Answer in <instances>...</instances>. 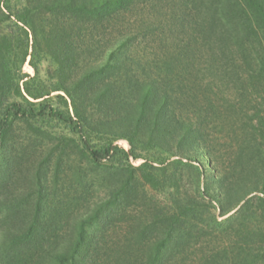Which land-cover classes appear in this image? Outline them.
<instances>
[{
  "label": "trees",
  "instance_id": "obj_1",
  "mask_svg": "<svg viewBox=\"0 0 264 264\" xmlns=\"http://www.w3.org/2000/svg\"><path fill=\"white\" fill-rule=\"evenodd\" d=\"M0 231V264H264V0H0Z\"/></svg>",
  "mask_w": 264,
  "mask_h": 264
},
{
  "label": "rangeland",
  "instance_id": "obj_2",
  "mask_svg": "<svg viewBox=\"0 0 264 264\" xmlns=\"http://www.w3.org/2000/svg\"><path fill=\"white\" fill-rule=\"evenodd\" d=\"M22 69L24 72L28 73V74H33V70L32 68L28 65V63H25L23 66H22ZM57 92H52L51 96L48 98L51 100V102H54L53 104L56 105V106H59L61 107L64 111H66L67 113H71V109L69 108V106L67 107L66 105L62 104V103H59L58 102V99H56L55 97V94ZM68 103V102H67ZM53 124L51 125L52 128L55 130V131H58V132H61L62 130H64V132H68L69 130L67 128H65V124L62 123V122H58V121H54L52 122ZM23 133V129L22 128H18L17 131H16V134H18L19 136H21V134ZM115 144H117L118 146L124 148V149H129V144L128 142L125 140V139H117L115 142ZM50 143L46 142V144L44 145V151H43V154L45 155L46 154V147L49 145ZM31 145L32 144H29L27 145V150L30 151V153L32 152V148H31ZM27 154H28V151H26ZM63 155V154H62ZM61 155V156H62ZM64 157V156H63ZM66 160H64V163H63V166H62V170H64L65 172H67L69 170L68 168V164L69 165H72L73 163L76 162L77 158L74 156V155H71V153H69V156L68 157H65ZM69 161V162H68ZM131 162L134 164V165H138L140 162H142V159L138 158V159H132L131 158ZM60 186V184H59ZM93 192H96V190L93 189ZM159 196H162L161 194L158 193ZM231 213V212H230ZM216 215H217V211H216ZM218 218V217H217ZM1 232V231H0ZM204 239V238H203ZM224 240V239H223ZM222 241V240H221ZM193 242L195 243L193 245V247L186 253V258L185 259V263L186 264H197L199 263L202 259H200L202 257L201 255V248L200 247V244L201 243H197L196 240H193ZM212 243V242H211ZM203 246H205V244H202ZM206 250V249H205ZM208 251V250H206ZM209 253V251H208Z\"/></svg>",
  "mask_w": 264,
  "mask_h": 264
}]
</instances>
